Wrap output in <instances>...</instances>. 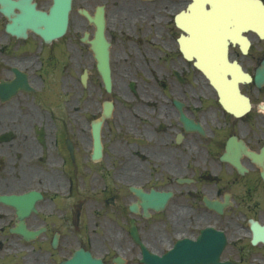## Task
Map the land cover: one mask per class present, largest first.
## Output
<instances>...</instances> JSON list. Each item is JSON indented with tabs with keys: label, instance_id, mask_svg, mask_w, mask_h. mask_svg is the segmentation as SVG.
<instances>
[{
	"label": "flooded vegetation",
	"instance_id": "af4514ba",
	"mask_svg": "<svg viewBox=\"0 0 264 264\" xmlns=\"http://www.w3.org/2000/svg\"><path fill=\"white\" fill-rule=\"evenodd\" d=\"M30 1L46 12L52 3ZM2 7L0 0V264H60L67 246L87 248L77 235L88 219L107 224V245L118 250L110 261L138 248L131 219L157 251L212 225L226 236L221 257L264 261V242L253 245L249 228V219L264 225L258 31L247 33L246 52L231 42L211 63L210 49L195 45L194 0H72L67 31L51 41L29 29L9 33ZM82 9L103 11L109 90L91 45L96 25ZM231 63L252 77L239 83L249 105L226 94ZM98 121L101 154L93 157ZM152 191L170 192L160 208L146 205L142 194Z\"/></svg>",
	"mask_w": 264,
	"mask_h": 264
},
{
	"label": "water",
	"instance_id": "95a60500",
	"mask_svg": "<svg viewBox=\"0 0 264 264\" xmlns=\"http://www.w3.org/2000/svg\"><path fill=\"white\" fill-rule=\"evenodd\" d=\"M9 6L16 5L20 9V13L14 14L11 23L8 24L7 29L17 35L23 34L24 29L31 28L33 31L41 35L44 39L49 40L53 37L61 35L67 24V14L70 7L71 0H53V5L50 8L49 14L34 8L33 4L19 3L11 0H7ZM242 2L243 5L249 6L253 2L252 0H238ZM213 5V4H212ZM214 7V5H213ZM258 8L262 13H264V5L258 4ZM6 14L10 13V9H3ZM251 18V12L243 9L241 21L242 26L239 30H246L250 28L249 22ZM97 25V41H96V53L99 61V69L105 77H107V63H106V43L103 36V22L102 15H99L94 19ZM226 33L229 36L232 26L230 21L226 23ZM242 43L245 45V39L241 37ZM244 40V41H243ZM247 43V41H245ZM244 79V78H243ZM247 78H245L246 80ZM257 82L260 83L264 81V68L259 71L256 76ZM99 149V144L96 146ZM98 153V151H97ZM158 197V196H157ZM162 199V197H161ZM158 198L155 202H160ZM153 204V203H152ZM135 240L136 236L133 235ZM222 241V240H221ZM220 239L214 237L212 234L200 237L198 241L193 242L189 239L182 240L175 248L168 252L167 255L158 257L156 254L149 253L143 245H141L143 250L142 260L147 264H225L218 262L217 255L222 248V243ZM253 240V242H255ZM216 242L217 245L212 247L211 245ZM223 242V241H222ZM214 248L213 250L210 248ZM209 249H205L208 248ZM205 249V250H204ZM201 251H203L201 253ZM200 255V256H199ZM120 262V260H118ZM62 264H102L99 259L92 257L89 253L83 252L81 250H76L71 259Z\"/></svg>",
	"mask_w": 264,
	"mask_h": 264
},
{
	"label": "rangeland",
	"instance_id": "374dc122",
	"mask_svg": "<svg viewBox=\"0 0 264 264\" xmlns=\"http://www.w3.org/2000/svg\"><path fill=\"white\" fill-rule=\"evenodd\" d=\"M149 223V222H147ZM161 226V225H160ZM162 227V226H161ZM99 230L101 231V235H97V236H93V233H90V237H91V241L93 239V244L95 245V252L96 254H102L104 253V245L107 244V240L105 239V229L107 228V224H104L103 226L98 227ZM90 232V231H89ZM149 238V237H148ZM150 240V238H149ZM136 253V251L134 250L133 254ZM254 263V262H253ZM252 262H247V263H239V264H253ZM112 264V263H110ZM124 264H142L138 261L137 257H134V255L132 257H130V259H128V261Z\"/></svg>",
	"mask_w": 264,
	"mask_h": 264
}]
</instances>
